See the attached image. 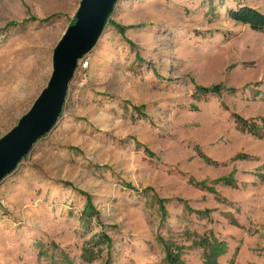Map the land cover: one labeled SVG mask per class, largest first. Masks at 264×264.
I'll return each instance as SVG.
<instances>
[{"label": "rangeland", "instance_id": "rangeland-1", "mask_svg": "<svg viewBox=\"0 0 264 264\" xmlns=\"http://www.w3.org/2000/svg\"><path fill=\"white\" fill-rule=\"evenodd\" d=\"M79 2L0 0V137L46 86ZM242 5L264 13V0H116L56 124L0 182V264H169L166 245L204 264L194 235L225 243L219 264H264V29L228 16Z\"/></svg>", "mask_w": 264, "mask_h": 264}, {"label": "water", "instance_id": "water-1", "mask_svg": "<svg viewBox=\"0 0 264 264\" xmlns=\"http://www.w3.org/2000/svg\"><path fill=\"white\" fill-rule=\"evenodd\" d=\"M116 0H80L70 24L52 51V71L30 108L0 137V182L29 154L62 112L68 85L80 59L96 44Z\"/></svg>", "mask_w": 264, "mask_h": 264}, {"label": "trees", "instance_id": "trees-1", "mask_svg": "<svg viewBox=\"0 0 264 264\" xmlns=\"http://www.w3.org/2000/svg\"><path fill=\"white\" fill-rule=\"evenodd\" d=\"M228 16L240 23L249 25L252 29L256 30H262L264 29V13L260 12L256 8H253L251 6L242 5L237 7L236 9H229L227 12ZM120 30H122V27H118ZM195 92H218L221 89L220 84H214L211 87H204L201 85H195L194 86ZM235 122L238 124V126L241 129H246L250 133L254 135H260L259 129L257 125L253 122H249L248 120L244 119L240 115L234 113L233 114ZM264 120V119H263ZM148 153H150L148 151ZM200 157L208 164H217V161L211 159L209 156L205 155L204 153L200 152ZM221 181L225 184H232L234 180L229 176L220 177L217 178L214 182ZM200 184L203 188H206L210 192H215V189L212 186L207 185L206 181L197 182ZM131 188H134L131 185H128ZM164 199L158 198L157 201L159 202V210L161 212V215H165L164 206L162 204ZM89 208V209H88ZM90 204L87 205V209H84V213L90 215ZM102 237L106 238L105 234H102ZM166 244V242H165ZM193 245H198L203 248V261L204 264H219L217 261V257L224 253L226 250V245L223 241H220L216 239L214 236H196L194 235V238L192 239ZM166 254L165 259L169 264H183V262L179 259V256L177 253H173L169 246L166 245ZM96 257V253L91 247H84V251L82 253V258L85 261H92Z\"/></svg>", "mask_w": 264, "mask_h": 264}, {"label": "bare ground", "instance_id": "bare-ground-1", "mask_svg": "<svg viewBox=\"0 0 264 264\" xmlns=\"http://www.w3.org/2000/svg\"><path fill=\"white\" fill-rule=\"evenodd\" d=\"M14 90L11 91V93H13Z\"/></svg>", "mask_w": 264, "mask_h": 264}, {"label": "built area", "instance_id": "built-area-1", "mask_svg": "<svg viewBox=\"0 0 264 264\" xmlns=\"http://www.w3.org/2000/svg\"><path fill=\"white\" fill-rule=\"evenodd\" d=\"M85 64H87V63H85Z\"/></svg>", "mask_w": 264, "mask_h": 264}]
</instances>
